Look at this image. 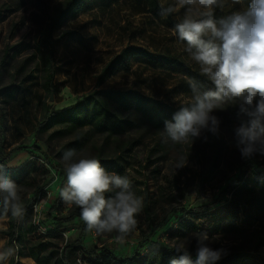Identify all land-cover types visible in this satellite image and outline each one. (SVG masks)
Instances as JSON below:
<instances>
[{
    "label": "rangeland",
    "instance_id": "obj_1",
    "mask_svg": "<svg viewBox=\"0 0 264 264\" xmlns=\"http://www.w3.org/2000/svg\"><path fill=\"white\" fill-rule=\"evenodd\" d=\"M66 1L0 0V106L6 123L5 152L16 146L24 147L12 153L5 166L16 169L26 165L29 177L25 188L30 192L36 185L45 186V194L40 195L34 208V224L38 227L39 239L61 247L77 239L83 225L80 217L60 227L47 218L57 200H60V208L55 216L66 214L75 206L65 204L59 194L66 182L63 153L75 150L95 158L111 157L116 154V146L105 145L106 135L87 127L73 132H65L62 125L44 129L46 108H64L97 89L129 88L171 103L177 109L187 105L192 95L186 79L190 76L155 68L143 61L119 71L97 87V76L102 68L128 44L175 56L199 74V66L183 51L184 44L173 35L174 27L166 17L143 10L135 0H84L78 15L54 32V39L60 38L52 55L57 90L47 91L44 84L48 68L44 62L50 48L45 40L46 29ZM172 2L166 0V3ZM240 7L235 5L233 10ZM228 13V9L221 10L218 19ZM182 14L183 10L172 14V18L177 20ZM14 87L18 91L13 99L5 90ZM224 107L213 113L221 120L219 135L205 131L192 144L165 143L162 131L155 128L134 129L124 135L122 139L128 143V163L121 175L129 177L133 190L144 201L137 216V228L123 244L115 241V232L97 235L86 231L84 245L100 249L109 247L115 255L125 258L146 254L152 243L174 247L187 242L188 250L196 253L194 233L207 232L209 237H216L210 241L213 249H224L227 254L233 248H244L253 253L254 264H264V247L250 250L254 235L264 236V215L255 212L249 193H239L235 197V189L230 188L243 173V163L248 161L264 169V155L256 154L251 159L241 157L235 147L234 129L244 117H237L238 105ZM77 140H84V144L72 145ZM185 156L186 165L176 169L177 162ZM244 173L245 178L252 175L251 166L245 167ZM51 177L54 179L46 185ZM218 197L222 200L220 204L195 217L196 231L186 235L175 232L178 222L193 208ZM232 198L241 205V211L235 219L227 220L225 217L237 209L235 205L224 207ZM165 219L168 224L160 227ZM232 220L235 227L229 222ZM7 226L8 220L0 221V240L7 241L8 237L1 233ZM145 237L149 241L141 246ZM83 257V251L71 252L73 261L87 264ZM20 261L21 264H37L31 258H20Z\"/></svg>",
    "mask_w": 264,
    "mask_h": 264
},
{
    "label": "clouds",
    "instance_id": "obj_2",
    "mask_svg": "<svg viewBox=\"0 0 264 264\" xmlns=\"http://www.w3.org/2000/svg\"><path fill=\"white\" fill-rule=\"evenodd\" d=\"M235 5L239 9L233 10ZM217 9L229 13L215 18ZM177 16L173 35L183 42V51L199 66V74L212 85L207 90L188 77L191 98L181 105L171 120L164 122L165 143H193L205 131L219 135L221 120L213 113L225 105H238L241 119L234 129L235 147L241 157L251 159L264 155V0H161L160 15ZM62 161L66 182L60 197L68 206L80 209L86 230L97 235L116 233L119 244L137 228V216L144 207L128 176L105 169L101 162L87 154L67 150ZM187 163L181 157L176 169ZM110 194V195H109ZM20 188L0 165V221L9 216L21 221L25 215ZM197 245L193 259L187 242L174 246L179 255L169 264H216L224 249H213L207 232L194 233ZM19 246H7L0 240V264L17 257Z\"/></svg>",
    "mask_w": 264,
    "mask_h": 264
},
{
    "label": "trees",
    "instance_id": "obj_3",
    "mask_svg": "<svg viewBox=\"0 0 264 264\" xmlns=\"http://www.w3.org/2000/svg\"><path fill=\"white\" fill-rule=\"evenodd\" d=\"M113 0L112 2H116ZM129 2L134 0H127ZM148 12H153L156 16L160 15L159 0H135ZM84 0H67L57 11L55 16L49 22L46 29L45 40L47 47L50 48L46 54L44 64L48 68L45 80V88L49 92H56L57 87L54 83L55 70L52 65V55L55 51V44L60 40L54 39V32L59 29L70 18L75 17L83 9ZM221 10L217 9L215 18H219ZM172 27L178 21L172 18V15L166 17ZM137 61H143L155 68L167 70L170 72H183L185 75L199 81L203 86L207 85L211 88L203 76L198 74L192 67L179 58L169 55L157 53L146 47L128 44L122 50L111 58L102 68L97 76V87L104 84L108 79L123 69H130ZM189 88V85H187ZM18 88L5 90L11 98L16 97ZM116 104V107H113ZM178 109L171 103L164 100L154 98L142 93L135 88L129 89H97L88 95L83 96L76 103L61 109L51 110L46 108V114L42 127L44 129L55 126H64L65 132H73L79 128H91L105 136V145L116 146V154L111 157H97L101 165L118 174H123L128 163L127 161V145L122 138L132 130H140L142 128H155L162 131L164 122L171 120L173 114ZM127 111L128 115L124 112ZM0 165L7 162L10 155L14 152L24 150L22 146H16L5 152L6 140V123L5 114L0 106ZM62 131V133L64 132ZM58 133V132H57ZM85 140V139H84ZM84 140L75 141L72 145L84 144ZM79 143V144H78ZM133 144V143H130ZM118 151V152H117ZM251 166L252 175L245 178L244 169ZM6 174L17 183L20 188L22 203L26 209L23 219L19 222L9 216L8 226L1 233L8 237L7 246H19L17 257L9 259V264H21L20 258H31L37 264H83L77 263L71 259L72 251H83L85 257L83 262L87 264H169V261L177 257L179 254L175 252L173 246L163 243H152L149 251L144 255H136L133 257H119L115 255L109 247H86L84 245V236L86 233V225L83 222L80 234L73 242H67L62 247L51 241H43L39 239L38 227L34 224V208L41 194H45L44 185H36L33 191H29L25 187L28 185L29 172L26 165L16 169H8L6 166ZM243 173H241L232 186L235 189V197L240 193H249L251 195L250 202L256 209V213L264 215V169L252 166L248 161L243 163ZM54 178L51 177L47 184ZM236 198L225 203V209L231 205H235L237 209L232 215L225 217L227 220L235 219V216L241 211V205L236 203ZM221 197L215 200L193 208L187 217L182 218L178 222L176 229L177 234L186 235L189 232L196 231L198 226L194 219L197 214L206 212L216 207L221 202ZM60 208V200H57L49 209L47 218L54 220L57 227L72 222L80 217V209L76 206L72 207L66 214L55 216L54 213ZM147 208V207H146ZM228 209V208H227ZM251 216V215H247ZM230 224L236 226L234 220L229 221ZM168 224L165 219L160 227ZM221 228L218 224V229ZM156 232V229L154 230ZM149 241L148 237L143 238L141 246ZM264 247V236L254 235V245L250 250L258 251ZM102 250V254L99 251ZM190 252V251H189ZM193 259L196 253L190 252ZM253 253L244 248H233L229 253L223 255L216 264H254Z\"/></svg>",
    "mask_w": 264,
    "mask_h": 264
}]
</instances>
